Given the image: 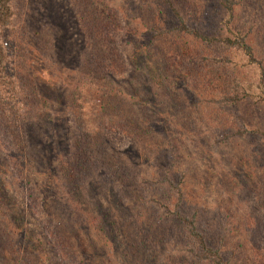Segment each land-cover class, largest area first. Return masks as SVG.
I'll list each match as a JSON object with an SVG mask.
<instances>
[{"label": "rangeland", "instance_id": "rangeland-1", "mask_svg": "<svg viewBox=\"0 0 264 264\" xmlns=\"http://www.w3.org/2000/svg\"><path fill=\"white\" fill-rule=\"evenodd\" d=\"M159 3L163 0H14L23 68L28 88L37 96L36 101H28L32 108L26 111L25 126L28 132L38 131V145L54 167L52 171L39 169L14 153V145L8 150L0 144V203L1 211L24 217L20 224L24 233L21 238L16 236L24 251L17 253L33 264H84L85 246L96 244L98 252L106 253L108 264H126L121 253L126 251L115 244L122 243L127 250L126 241L137 233L156 241L161 234L165 245L159 247L158 257L162 264H199L197 255L203 254L202 249L181 216L195 218L200 230L216 237L214 248L220 247L218 240L225 236L230 264H264V248L254 249L251 233V228L264 222V0H239L230 26L228 18L215 10L213 0H175L191 28L210 38L245 37L260 64L253 63L238 44L219 42L205 54L193 51L183 59L185 50L180 53V43L192 38L164 35L169 25L175 27L178 22L169 10L161 14ZM144 22L146 28L151 25L161 35L147 34ZM100 34L104 43L100 46L101 67L91 66L96 86L77 91L76 85L87 73V62L96 61L91 38L96 40ZM159 53L166 60L173 57L171 69L164 66L156 71ZM86 55L89 61L81 63ZM210 56L221 58V66L205 60ZM178 61L180 65H176ZM139 66L149 70L143 79ZM177 71L184 74L183 80L175 79ZM152 77H157L153 85ZM140 83L151 84L145 102L135 107L137 112L124 113L136 115L141 122L150 121L155 130L149 131V142L159 139L166 150L159 159L146 152L147 157L140 159L123 109L115 113L123 116L118 126L96 121L93 132L106 136L108 151L123 154L127 160L124 170L134 177L138 189L128 191L120 184L121 198L105 201L111 218L126 222L128 228L116 242L103 246L98 230L82 226L79 214L84 204L67 183L68 153H77V145L90 130L89 126L83 128V134L73 123L75 106L81 104L80 98L96 106L102 86L107 87L106 99L119 94L120 101L124 100L127 91ZM101 115L108 123L114 122L112 112ZM93 178H88L85 187L82 183L86 196ZM156 186L165 188L166 199L167 193L178 196L180 192L185 200L178 205L173 197L171 204L173 210H181V216L167 215L163 207L150 202L159 199L154 194ZM115 206L122 213L112 208ZM143 207L155 209L156 213L151 212L157 219L167 216L170 230L166 218L163 223L142 219ZM171 230L176 232L175 238ZM261 239L264 243V231ZM237 248L242 252L233 257Z\"/></svg>", "mask_w": 264, "mask_h": 264}, {"label": "trees", "instance_id": "trees-1", "mask_svg": "<svg viewBox=\"0 0 264 264\" xmlns=\"http://www.w3.org/2000/svg\"><path fill=\"white\" fill-rule=\"evenodd\" d=\"M238 4L239 0H213L215 10H217L221 16L228 18V21L226 22L228 26H230L233 19L235 20V7ZM14 6V0H0V144L8 150L9 145H14V153L21 154L22 158L27 161V163H33V165L36 164V167H39V169L42 170L44 167H47L49 171H52L54 167L52 160L47 156L45 157L43 151H41L38 145L41 138L40 135L38 136V131L31 130L28 132V127L25 126L26 111L32 108L28 101L30 99L36 101L37 96L33 88H28V78L25 76L26 71H24L23 68L20 48L21 38L19 36V31L15 26L16 15ZM158 10L161 14H163L165 10H169V12H172L175 15V20L178 22V25L175 27L169 25L167 30H165L164 35L169 36V34L177 33L179 36L192 38V40L186 41L184 44L180 43V53L185 50V52H182L183 59L187 55L193 53V51H197L200 55L205 54L214 43L219 42L228 45L238 44L237 47H243L244 53L249 56L253 63L257 62L260 64L262 62L256 57L252 47L247 44V41H245V37L243 36L238 40H231L229 37L225 39H218L215 37L210 38L209 36L201 34L197 28H191L184 19V16L181 13L182 10L178 3H175V0H163V4H160ZM144 25L146 28L147 24L145 22ZM146 33L154 34L155 36L161 35L157 33L151 25L146 28ZM102 36L103 34L95 36L96 40L99 39L98 41L91 38V43L95 42L93 55L96 57L98 63L95 60L93 62H87V73L82 81L76 85L77 91H80L83 88L90 90V88H88L89 85L91 88L96 86L95 76L91 66L94 69H99L101 67L99 63L101 60L100 56L103 53L101 50L102 47L100 48V46L104 45V43L100 41ZM86 50L88 49H85V51ZM87 55L81 63L86 62V60L89 61ZM136 59L138 62V55L136 56ZM205 60L213 66L216 64L221 66L220 63L222 62L221 58L216 56L206 57ZM16 61H18V63ZM172 61L173 57L170 56L166 60L161 53H159V58L155 63V65L157 64L156 71L158 72L161 67L163 68L164 66H168L167 70L169 68L171 69ZM181 61H178L176 65H180ZM173 64L175 63L173 62ZM141 68L139 66L138 70L141 73L139 74L141 75L140 78L143 79L144 73L149 70L145 71L143 66H141ZM183 75L184 74H182L181 71H177L174 74V77L176 80H183ZM136 77L137 75L134 76V78ZM150 80L153 85L157 82V77H152ZM150 88L151 84L144 85L140 83L138 87L133 86L127 91L128 97L120 101L119 94H117L114 99H106L107 87L102 86L101 94L98 91L100 98L96 101V106H89L88 103L82 100V98H80L81 104L77 103L75 106L77 111L73 123L78 126V128L80 127L83 134V128L89 126L90 130L88 129L89 132L84 134L83 143L77 145V156L75 152L70 151L68 153L69 161H67V165L70 168V173L68 172V176H66L68 178L67 183L69 191L77 196L79 202L84 204V211L82 214L81 212L79 214L85 223H82V226L88 227V225H90L92 229L98 230L100 233L99 237L101 238L100 244L103 246L108 245L109 242H116V239H118L120 235H125L124 230L128 228L126 222L122 223L120 221H115L113 217L111 218L110 206L108 207L105 201H109V197L121 198L122 192L118 187L120 184H122L123 187H128V191L134 190L137 192L138 189L134 177L129 175L128 171L124 170V164L127 160L122 156L123 154L114 150L113 152L108 151L106 148L108 143L103 139L106 138V136L98 135L97 132L94 133L93 129L97 124L96 121L105 126H118L123 119V116L121 113L117 115L115 113H118V110L123 109L124 111H122V113L126 116L124 119L130 121L129 133H131L132 136H135L133 142L135 146H133V149H136L137 147L140 151L138 153L139 158L144 159L147 155L155 156L157 159L163 157L162 155L166 149L165 146L159 143L160 140L157 139L159 141L155 140L153 142H149L148 140L149 131L155 130V127L151 122L148 120L141 122L136 115H127L124 113L125 111L137 112L135 111V107L137 108L138 104L145 102ZM108 111L115 115L114 122L112 123H108L105 119L100 118L102 117V113ZM86 115H92L93 118L86 117ZM41 146L46 147L44 144H41ZM89 177L94 178L90 179L89 186L87 187L88 191L86 192L88 196H86L81 189H83L82 183H84L85 187V182L88 181ZM133 183L135 184L133 185ZM169 184L172 185L171 181H169ZM154 190V194L159 197V199L152 198L150 202L163 207L166 210L167 215L181 216V210L178 208L177 211V207L173 210L172 207L174 205L171 204L173 197L177 198L178 205L185 200L183 197L179 196V191L178 196H173L174 194L170 196L167 193L166 199V194L164 193L165 188L156 186ZM30 193L33 194L31 190ZM140 198L139 200L141 201V204H144V200ZM112 208L122 213L119 207L115 206ZM151 211L156 213L155 209L143 207L141 212L142 219H148V221L151 220L150 222L160 221L163 223V219L166 218V225L168 226V230H170V225L167 224V216L161 215L157 219L155 218V214ZM172 211H174V213ZM195 215L196 214L192 217H196ZM181 218H183L184 225H186V223L188 225L190 224V234L193 239L197 240L194 243H198L202 249L201 252H203V254L197 255L199 264H230L231 251L228 248L224 250L225 243H228L225 236L218 240L220 247L214 248L213 243L215 239L217 240L216 237L211 238L210 232H206L203 229L200 230L198 224H196L195 218H192V220L186 219L183 216H181ZM22 221L24 222L23 216H21V218L20 216H11L5 211H1L0 203V264H9V261H11L12 264H33L26 257H22V255L18 254L20 251H24L22 241H17V237L21 238L24 233L23 227L20 226V224L23 223ZM134 225L137 228L138 225ZM262 226H264V222H259L256 227L251 228L254 249H256V246H260V251L264 248V243L261 239L264 231ZM90 227L88 228L90 229ZM171 232L173 233L171 234V237L175 238L176 232L172 230ZM137 236L126 241L127 250L126 245L122 243H118L119 245L115 244V246H120L126 251L121 252L125 255V260L127 261L126 264H162L158 257L160 254L159 247L165 245L164 241H160L161 234H159L157 241L150 235V237H146L145 235H139L137 233ZM178 237H180L179 233ZM49 243L52 246L54 241L50 239ZM93 243L94 242H91V244ZM84 249L86 255L84 264H98L95 259H101L104 264H108L106 253L103 251L98 252L97 244L92 246L86 245ZM244 250L246 251L245 247ZM241 252L242 250L237 248L233 257L239 256ZM252 256L253 254L250 255V257Z\"/></svg>", "mask_w": 264, "mask_h": 264}]
</instances>
